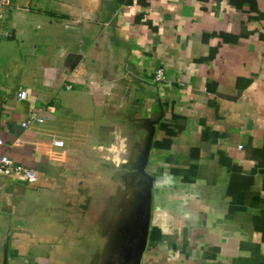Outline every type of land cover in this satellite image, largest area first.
<instances>
[{
	"label": "crops",
	"instance_id": "crops-1",
	"mask_svg": "<svg viewBox=\"0 0 264 264\" xmlns=\"http://www.w3.org/2000/svg\"><path fill=\"white\" fill-rule=\"evenodd\" d=\"M232 1L10 0L0 157L38 182L0 177V264H121L150 185L140 264H264V0Z\"/></svg>",
	"mask_w": 264,
	"mask_h": 264
},
{
	"label": "built area",
	"instance_id": "built-area-1",
	"mask_svg": "<svg viewBox=\"0 0 264 264\" xmlns=\"http://www.w3.org/2000/svg\"><path fill=\"white\" fill-rule=\"evenodd\" d=\"M11 7L10 0H0V22L5 17V9ZM11 35L9 33L0 32V41L3 38H9ZM154 82L161 84L167 81L164 69H158L154 73ZM72 86H67V89H71ZM28 90L20 88L18 91V100L25 101L28 98ZM55 113V107H46L35 111L34 113L28 115V118L24 120L21 125L24 129L28 130L35 123L42 124L46 121L48 117H51ZM0 141V145H2ZM54 144L58 147H63V141H55ZM0 177L9 178L17 180L22 183H27L29 185L36 184L38 182V176L36 171L25 167L21 164H14L13 161L6 155L0 157Z\"/></svg>",
	"mask_w": 264,
	"mask_h": 264
},
{
	"label": "rangeland",
	"instance_id": "rangeland-1",
	"mask_svg": "<svg viewBox=\"0 0 264 264\" xmlns=\"http://www.w3.org/2000/svg\"><path fill=\"white\" fill-rule=\"evenodd\" d=\"M140 183H144V182H140ZM131 191H123L122 189H118V191L116 190V192L113 193V195L108 196L107 202L112 205V208H114L115 205H120L123 204L127 207L128 212H129V217H138V212H137V208H138V204L141 201L140 200V193L139 190L136 189L135 192H133L130 188ZM141 192V191H140ZM146 197V198H145ZM144 200H147V193L144 194ZM148 215V214H147ZM139 216H141V212L139 214ZM127 244V243H126ZM127 247L129 246V248L127 249L126 253H124V262H122L121 264H129L130 258L133 255V248H134V243L133 242H129L127 245Z\"/></svg>",
	"mask_w": 264,
	"mask_h": 264
},
{
	"label": "water",
	"instance_id": "water-1",
	"mask_svg": "<svg viewBox=\"0 0 264 264\" xmlns=\"http://www.w3.org/2000/svg\"><path fill=\"white\" fill-rule=\"evenodd\" d=\"M150 205H151V185L147 190V200L145 205V212L143 222L140 224V232H138V239L134 243L133 255L130 258L129 264H140L141 258L147 245V238L149 234V220H150ZM148 214V215H147Z\"/></svg>",
	"mask_w": 264,
	"mask_h": 264
},
{
	"label": "trees",
	"instance_id": "trees-1",
	"mask_svg": "<svg viewBox=\"0 0 264 264\" xmlns=\"http://www.w3.org/2000/svg\"><path fill=\"white\" fill-rule=\"evenodd\" d=\"M233 4H235L236 6H239L241 7L242 4L246 3V2H250L252 7L254 9H256V0H233L232 1ZM164 128L166 129V133H167V139H165L163 142H156L155 146L156 147H167V146H170L171 142H172V138L173 136L176 134V128L181 130L182 128H178V127H175V126H171V127H166L164 126ZM171 128V129H170ZM173 128V129H172Z\"/></svg>",
	"mask_w": 264,
	"mask_h": 264
}]
</instances>
